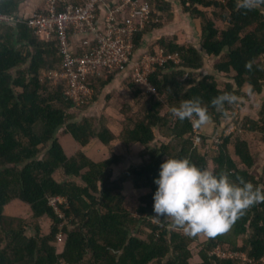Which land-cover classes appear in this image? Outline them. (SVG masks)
<instances>
[{"label":"trees","instance_id":"trees-1","mask_svg":"<svg viewBox=\"0 0 264 264\" xmlns=\"http://www.w3.org/2000/svg\"><path fill=\"white\" fill-rule=\"evenodd\" d=\"M23 1L0 0V11L12 15ZM181 2L199 23L200 48L164 33L151 50L167 57L149 75L155 92L130 67L125 72L104 68L103 75L88 77L93 100L80 107L67 96L66 81L45 76L64 69L58 42L39 39L25 21L0 25V264H264V201L203 241V233L186 236L169 217H157L152 210L153 177L167 156H187L199 167L228 170L232 179L241 176L264 187V161L257 171V152L242 135L251 131L264 142V5L248 10L238 8L237 0ZM156 8L154 21L136 34L135 58L148 35L165 31L173 19L170 3L159 1ZM206 58L213 59L215 74L204 73ZM223 76L229 80L222 81ZM118 83L125 88L121 93L111 90ZM225 91L238 99L217 109L210 101ZM115 93H120L124 119L89 114L101 100L104 109H112ZM251 94L262 97L254 116L242 114ZM197 97L214 130L227 120L206 150L201 147L208 136L197 129L208 121L193 128L187 118L181 121L169 111L181 100ZM69 135L78 144L73 152L63 143ZM94 140L112 148L120 141L125 150L113 148L108 157L96 158L86 150ZM134 147L140 148L141 160L120 170ZM127 187L133 195L139 193L137 212L128 205ZM54 196L67 199L59 203L64 216L50 203ZM14 200L30 206L33 222L25 225L22 217L5 213ZM44 217L52 219L50 230H43ZM60 232L65 244L58 250ZM193 242H200L198 261L192 260ZM218 248L238 256L221 258Z\"/></svg>","mask_w":264,"mask_h":264},{"label":"built area","instance_id":"built-area-1","mask_svg":"<svg viewBox=\"0 0 264 264\" xmlns=\"http://www.w3.org/2000/svg\"><path fill=\"white\" fill-rule=\"evenodd\" d=\"M154 8L156 5L147 0H85L82 4L45 0L43 11L35 12L24 21L39 39L58 42L64 69L45 72V76L54 82L66 81L67 96L80 107L93 100L94 91L87 83L88 77L103 75L104 68L125 72L130 67L140 83L147 85L150 92L156 91L148 78L157 64L167 61L164 51L135 58L136 34L154 21ZM19 21L23 19L0 11V25ZM76 36L79 37L77 42L74 41ZM197 132L201 131L197 129ZM64 201L67 199L63 196L50 198V203L62 216L64 212L59 203ZM64 238V233L60 232L58 242ZM219 251L223 250L216 251L221 258L238 256Z\"/></svg>","mask_w":264,"mask_h":264},{"label":"clouds","instance_id":"clouds-1","mask_svg":"<svg viewBox=\"0 0 264 264\" xmlns=\"http://www.w3.org/2000/svg\"><path fill=\"white\" fill-rule=\"evenodd\" d=\"M264 0H237L241 9L259 8ZM246 67H250L246 63ZM237 96L225 91L214 96L210 103L222 109L233 104ZM170 113L183 121L187 118L193 128L209 119L200 99H183L169 108ZM226 114V113H225ZM156 185L152 193V210L157 217H169L174 227L192 237L206 234L213 237L230 225L255 203L264 201V187L254 185L241 176L232 179L230 171L199 167L187 156H167L153 177Z\"/></svg>","mask_w":264,"mask_h":264},{"label":"rangeland","instance_id":"rangeland-1","mask_svg":"<svg viewBox=\"0 0 264 264\" xmlns=\"http://www.w3.org/2000/svg\"><path fill=\"white\" fill-rule=\"evenodd\" d=\"M153 2V4L157 5L159 1L161 0H151ZM150 2V0H149ZM205 11H208V13L212 10V8H204ZM187 17L190 19H192L190 16V13L187 12ZM193 24L195 25H192L189 30L187 31V28L183 27V25H185V23H181V25L177 28H179V37H180V42L183 43V44H186V45H195L196 47L200 48V27H199V23L195 20L192 21ZM167 24H168V21H167ZM166 24V25H167ZM165 25V26H166ZM187 26V25H186ZM160 31V30H159ZM155 32V31H154ZM151 33L150 35H148L147 39H146V42H145V48L144 50L141 52V55L144 56L146 54H154L152 50V47L155 46V44L157 43L158 39H160L163 35V34H159L157 35ZM175 33V32H174ZM162 51V50H161ZM160 51V52H161ZM154 55H158V54H154ZM212 63H213V59L212 58H206V65H205V68H204V73H210V74H215V71L214 69L212 68ZM222 81H227L229 79H227L225 76L221 77L220 78ZM123 81V79H122ZM116 88V89H115ZM246 88V91L250 92V88L249 87H245ZM119 90L120 93L121 91H123L125 88L122 87V84L121 83H118L116 84V86H113L111 88V90ZM119 93V94H120ZM118 93H115V101H114V105H112V109H104V106H105V100H101L100 104H95V106L92 107L91 111L89 112V114L91 113V115H101L102 113L105 114L109 119H118V120H122L124 119L125 117H123L122 113L120 112V109L122 108L121 104H120V95ZM261 100H262V97L261 95L259 94H251V96L248 97V99L246 100V104L244 107H242V114L245 113V115L247 114H251V115H256L257 112H258V109H259V106L261 104ZM109 111V112H108ZM227 124V120H224V122L222 123L221 126H219L218 129L214 130L213 126H214V123L212 121H208L205 126H203L200 131H202L204 134H206L208 136L207 138V145L206 147H201V149H204L206 150V148H209L210 145L213 144V142L215 141V138L216 136H218V134L222 131V126L225 125L226 126ZM111 125L113 126H117L115 125L114 123H111ZM118 127V126H117ZM116 129V128H115ZM117 130H119L120 132V129L118 128ZM230 130V129H228ZM234 130V128L232 129ZM241 132H243V130H240ZM243 137H245L246 139H248V141L250 142V148H251V151L256 153L257 152V155H256V163H257V167L255 168L257 171H260L261 169V166H262V163L264 161V142L263 141H258L257 139V136H256V133L254 132H251V131H244L242 133ZM71 135L69 136H65L63 138V143L66 145V148L67 150H69L70 152H73L74 150H77L78 148V144L74 142V140L70 137ZM196 143H200L201 142V137H197L196 139ZM113 148L115 149H123L125 150L124 148V145L122 143H120V141H117V142H114L113 143ZM113 148L111 146H104V144L99 141V140H94L93 142H91L90 145H88V147L86 148V150H88V152L91 153V155L95 156L96 158H104V157H108L109 155H111L113 153ZM136 152H134L132 149V151L130 150L129 152H127V156H126V159H125V162L120 165L121 169H124L126 168L127 166H129L131 163H134V162H139L141 159H140V156L138 154V150L140 149L139 147H134L133 148ZM131 154V155H130ZM130 156V158H129ZM212 166V165H211ZM134 189L133 188H129L127 187V192H128V195H129V207L131 209H133L135 212H137L136 210V207H137V204H138V196H139V193H136L135 195H133L132 193L130 192H133ZM140 192V191H139ZM16 207V208H15ZM15 210H11V209H7L5 208V213L6 214H11V215H15V216H20L23 218L24 220V224L27 225L31 222H33V216H32V213H31V208L28 204L18 200V203L15 204ZM9 212V213H7ZM41 224L42 226L44 227L43 230H50V227H51V224H52V219H49V217H44L41 219ZM28 233H31V228H28ZM209 236H207L206 234H202L201 236V241L203 240H206ZM200 240V239H199ZM200 242H193L191 244V250L193 252V255H195V257L192 259L193 261L196 260L198 261V256H197V253L198 251L200 250V245H199ZM64 241H62L61 243H59L58 245V250H61L63 247H64ZM238 244L240 246L243 245V239L240 238L238 239ZM218 252V249L216 250ZM221 252V253H220ZM228 251H219L220 254L222 253H227ZM231 252V251H230ZM240 257L242 258V260L244 258H246V256L244 255V253H241L240 254Z\"/></svg>","mask_w":264,"mask_h":264},{"label":"crops","instance_id":"crops-1","mask_svg":"<svg viewBox=\"0 0 264 264\" xmlns=\"http://www.w3.org/2000/svg\"><path fill=\"white\" fill-rule=\"evenodd\" d=\"M161 1H163V0H161ZM164 1L168 2V3H170V5H172V7H173V19H172V21L168 22V24L165 26V28H166L165 31L156 30L154 32V34L157 33V35H159V34L165 33V34H177L178 36H180L178 33L179 28H177V27H179L181 25V23H185V25H183V27L187 28V31L189 30V28L192 25H195L192 23L193 20L192 19L189 20V18L187 17L188 14H187L186 9H185L184 5L182 4L181 0H164ZM44 6H45V0H24L19 5L18 11L16 13L12 14V15H15L16 17H19L20 19H23V21L11 22L10 24L17 25L19 23L24 22V20L27 17L33 15L35 12L43 11ZM156 7H157V5H156ZM156 10H157V8H156ZM158 12H160V11H158ZM78 39H79V37L76 36V38H74V41L77 42ZM112 127H113L114 131L119 132V130H117L118 129L117 126H112ZM17 203H18V200H14L6 208L8 210L11 209L13 211V210H15V208H16L15 204H17ZM13 207H15V208H13ZM7 213H9V212H7Z\"/></svg>","mask_w":264,"mask_h":264}]
</instances>
